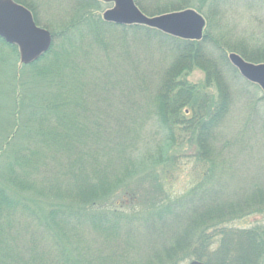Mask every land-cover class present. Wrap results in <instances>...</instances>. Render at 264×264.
Here are the masks:
<instances>
[{"label": "trees", "instance_id": "trees-1", "mask_svg": "<svg viewBox=\"0 0 264 264\" xmlns=\"http://www.w3.org/2000/svg\"><path fill=\"white\" fill-rule=\"evenodd\" d=\"M14 1L38 24L27 0ZM144 1L150 0L134 3L149 16L194 9L205 19L202 38L105 23L95 13L98 0H72L75 16L58 31L41 25L51 33L49 49L20 63L31 70L29 79L22 81L17 70L8 77L13 118L2 129L0 156L11 187L0 179V264H264V223L230 225L264 216V167L252 177L240 174L251 141L221 131L235 104L246 111L254 106L250 118L238 106L239 117L259 124L261 105L264 119L263 96L248 94L251 84L234 78L227 59L234 52L264 62V45L222 32L226 10L250 9L258 0ZM151 42L162 58L147 68L149 56L140 52ZM3 49L18 51L0 38V71L7 72ZM194 68L204 73L201 87L186 80ZM185 146L198 175L185 193L170 195L165 184L186 157ZM119 189L125 201L113 199ZM130 200L135 204L125 210ZM34 204L47 209L36 211Z\"/></svg>", "mask_w": 264, "mask_h": 264}, {"label": "rangeland", "instance_id": "rangeland-1", "mask_svg": "<svg viewBox=\"0 0 264 264\" xmlns=\"http://www.w3.org/2000/svg\"><path fill=\"white\" fill-rule=\"evenodd\" d=\"M27 1L29 2L30 5H32L36 9V13H37L36 17L38 18V24L40 26L42 24L45 26H49L50 30H52V31H58L61 28L60 26L63 25L62 22L64 20H68V19L75 16L73 14L74 10L72 9L73 5L71 7L72 0H27ZM99 2H100L99 9L96 10L95 13L101 17L102 13L106 9L113 6V3H105V2H101V1H99ZM151 3H152V0H150L149 2H145V1L143 2V4H146L149 6ZM250 3H251V5H254L255 7L249 9L246 7L249 5H243L237 9L236 8H230V9L226 10V14H225V16H223V29L224 30L222 32L225 35V37L228 39H239V40L244 39L243 42H245L246 45L247 44L251 45L254 43H259L261 45H264V0H258L257 2L254 1V3L252 1H250ZM94 9H95V7H94ZM147 16H149V15H147ZM101 19H102V17H101ZM163 34H165V33H163ZM168 36H171V35H168ZM171 37H173V36H171ZM3 51L9 57V64L7 67V72H5L4 70L0 71V144L2 143L3 134H4L2 129L7 124V121L12 120V118H13L12 116H8V115H10V112H11L10 111L11 101H10V99H8V96H9L8 77H9V79H11L12 78L11 73H13L15 70H17V72H19V75L21 76V80L23 81V80L29 79V75H30L29 73L31 71L29 68L20 67L18 52H17V56H14L7 49H3ZM17 51H18V49H17ZM140 53L142 55L149 56V58L146 60V63H145L147 68L155 67L159 64V62H161L162 56H161L159 50L156 49V45L152 42L149 43V46H147V48ZM247 61L251 62V63H264V62H254V61H249V60H247ZM3 68H4L3 65L0 64V69H3ZM236 72H237L239 77L238 76H237V78L234 77L232 75V73H231V75L237 81L238 80L243 81V82L246 81L245 79H243L240 76V74L238 73L237 70H236ZM186 80L188 82H190L191 84H194L198 87H201L202 83L204 81V73L200 69L194 68L190 73L186 74ZM246 82L251 84V86L256 85V84L250 83L248 81H246ZM251 86H249L248 89H246V91H248L249 95H251V93H253V91L257 90L259 93V96H263V98H264L263 92L261 91V89L257 85H256L257 88H253ZM29 90H28V88H25V90L23 88L20 89L21 92H25V91L29 92ZM208 91L211 92V94H215V89L213 88V86L209 87ZM217 91L220 92V89L218 88V86L216 87V92ZM238 106L240 108H242V111H241V112H243L242 117L244 116L245 118L246 117L250 118L249 115L252 114V110L254 112V106H253V109L251 108V106H249V108L246 111L244 105L242 106L240 104H235V106H233L230 109V111L227 112V115H230V114H232V115L229 119H227L223 123V128L221 129V131L224 132V134L226 133L227 135H229V134L231 135L237 131L236 132L237 138L241 137L245 140L251 141L248 144L249 146L246 148V149H248L246 154H248L249 158L245 159L244 168L241 172L239 171L240 174H242L243 176L248 178V177H252L255 174L261 173L260 171H261V169H263L262 167H264V119H263V117H260V115H259L260 111L262 110L261 105H259L257 107L256 112H257V116L261 119L262 124L261 123L259 124L258 122H256V120H253V121L252 120H244V118L242 120L241 117H239L240 109L238 108ZM216 107H215V112L218 114L220 112L221 108L224 107L223 94L220 98V101L216 105ZM245 111H246V113H245ZM18 116H19L18 120H19L21 125L26 123V118H25L24 114L20 113V114H18ZM248 125L251 126L249 129H248ZM242 132H243V135L240 136V133L242 134ZM14 143H16L17 146H19V147L25 145L24 140L21 138H18V137L15 138ZM30 144H31V147H33L35 143L31 140ZM17 146H15V147H17ZM182 149H183V153L186 154V157L183 156V158H181L179 160L180 166L176 169L175 173H172V178L169 179L168 182L165 184L164 189H165V191L167 190V192L170 195H180V194L185 193L195 183V177L198 175L193 170L194 166L196 164L188 156L190 151L188 150V148H186V146ZM5 168H6V156L5 157L0 156V179L5 185H7V188H10L11 186L6 182V180H7L6 177H4L6 175V169ZM258 169H260V171ZM1 172H4L3 175L1 174ZM235 181H237V180H235ZM160 189L162 190V188H160ZM228 191L229 190L223 191V193L226 194ZM26 193L30 197L37 198V196L35 195L34 192L28 191ZM143 193H144V189H143V192H141V193L138 191L139 195L140 194L142 195ZM126 198H127L126 195H124L123 191L120 189L117 190L113 196V199H117L118 202H121L123 200L125 201ZM42 202L47 203L45 201H42ZM133 204H135V203H133V200L132 201L130 200V202L128 204L124 205L123 208L125 210H128L132 207ZM127 205H129V206H127ZM34 206L37 208V209H35L36 211H38L40 209H47L46 205H39V207H38V204H34ZM29 209H31L32 211L34 210L33 207H30ZM36 218L33 217L34 222L36 221ZM257 223H259V224L264 223V216L263 215H259V214L250 215V216H247L241 220H237V221L231 223L230 225L232 227L244 228V227H249V226L257 224ZM82 233H83V235H86L85 229L83 230ZM139 236H142V238H143L144 234L142 233ZM84 237L86 238L85 240L87 242L88 237L87 236H84ZM127 240H129V239H127ZM86 242H85V244H86ZM67 244L68 243H65V246H67ZM144 245H145V241L143 244V249H144ZM133 249H135V248L133 247ZM141 253H142V251L140 252V254ZM140 254H139V256H140ZM190 261L191 260L186 259V260L180 262L179 264H188ZM71 263L74 264L73 262H71ZM84 264H86V263H84ZM101 264H106V263H101Z\"/></svg>", "mask_w": 264, "mask_h": 264}, {"label": "water", "instance_id": "water-1", "mask_svg": "<svg viewBox=\"0 0 264 264\" xmlns=\"http://www.w3.org/2000/svg\"><path fill=\"white\" fill-rule=\"evenodd\" d=\"M113 3L101 17L104 22L117 25H142L167 35L186 40H200L205 19L191 8L155 16L145 15L134 0H99ZM0 38L18 48L19 60L29 64L45 53L51 44L50 32L38 26L31 12L14 0H0ZM229 63L246 81L256 84L264 94V63L245 61L240 55L227 54ZM188 264H205L191 260Z\"/></svg>", "mask_w": 264, "mask_h": 264}]
</instances>
